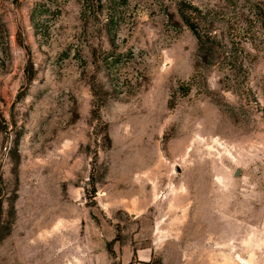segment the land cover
<instances>
[{"label":"rangeland","instance_id":"rangeland-1","mask_svg":"<svg viewBox=\"0 0 264 264\" xmlns=\"http://www.w3.org/2000/svg\"><path fill=\"white\" fill-rule=\"evenodd\" d=\"M0 264H264V0H0Z\"/></svg>","mask_w":264,"mask_h":264},{"label":"trees","instance_id":"trees-1","mask_svg":"<svg viewBox=\"0 0 264 264\" xmlns=\"http://www.w3.org/2000/svg\"><path fill=\"white\" fill-rule=\"evenodd\" d=\"M183 19H184L185 24L190 28V30L196 36L197 41L199 43H201L202 42V39H203L202 36H201V33L199 31H197V29H196V32H195V27H198V23L195 22V21H191L190 22L188 17H183Z\"/></svg>","mask_w":264,"mask_h":264}]
</instances>
